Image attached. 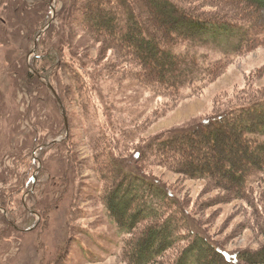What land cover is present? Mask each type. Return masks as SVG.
I'll use <instances>...</instances> for the list:
<instances>
[{"label": "rangeland", "instance_id": "374dc122", "mask_svg": "<svg viewBox=\"0 0 264 264\" xmlns=\"http://www.w3.org/2000/svg\"><path fill=\"white\" fill-rule=\"evenodd\" d=\"M80 1L0 0V264H131L126 236L101 198L106 183L94 155L106 150L104 128L119 141L121 153L113 155L128 157L165 132L264 95V45L225 67L199 95L163 96L136 84L134 66L84 30L81 15L73 11ZM184 2L203 12L227 13L208 0ZM56 15L48 50L64 49L71 61L88 64L91 74L89 114L79 106L66 70L55 74L67 98L71 130L58 96L43 87L40 76H31L37 72L35 56L46 47L40 41L34 53L37 33ZM230 48L222 38L198 50L210 63L227 58ZM68 136L71 142L62 143ZM147 166L177 191L198 228L232 250H264V179L248 200L155 160Z\"/></svg>", "mask_w": 264, "mask_h": 264}, {"label": "trees", "instance_id": "16d2710c", "mask_svg": "<svg viewBox=\"0 0 264 264\" xmlns=\"http://www.w3.org/2000/svg\"><path fill=\"white\" fill-rule=\"evenodd\" d=\"M184 1L81 0L73 11L81 15L89 35L117 49L134 66L136 84L182 99L199 95L225 67L264 45V0H208L228 14L233 12L229 15L203 12ZM51 16L39 36L53 22ZM56 24L41 38L46 47L35 56L39 72L32 70L31 76H40L39 82L47 89L52 90L48 84L52 82L67 105L55 77L59 69H65L79 106L89 114L93 102L86 97L91 75L88 64L71 61L64 49L55 52L46 45ZM222 38L233 44L232 50L227 58L209 63L198 48ZM46 61L50 62L45 65ZM104 131L109 140L106 150L94 155L106 183L100 186L101 198L119 224L120 235L126 236L124 251L131 264H264V250H232L198 228L177 191L147 166L155 160L249 200L256 183L264 179V95L197 125L165 132L128 157L113 155L121 150L119 141L114 133ZM70 139L68 136L62 143H70ZM89 255L95 258L91 252Z\"/></svg>", "mask_w": 264, "mask_h": 264}, {"label": "water", "instance_id": "95a60500", "mask_svg": "<svg viewBox=\"0 0 264 264\" xmlns=\"http://www.w3.org/2000/svg\"><path fill=\"white\" fill-rule=\"evenodd\" d=\"M56 17H57V15L54 17L55 19L53 20V22L51 23V25H50L47 29L44 30V32H43L42 35H41V38H42V37L44 36V34L47 32L46 30H48V29L54 24V22L56 21ZM41 38L38 40V46H37L36 50L34 51L35 54H37L38 51H39ZM37 72H39V71H37ZM42 78H43V76H42ZM48 84H49V86L52 88V90L54 91V93L58 96V98L60 99V101H61V103H62V105H63L64 111H65V114H66V116H67L66 119H68V126H69V129L71 130V121H70V119H69V118H70V112H69L68 107H67V105H66V103H65V101H64V98L62 97L61 94H59V93H60L59 90L57 89V87H56L52 82H48ZM70 130H69V131H70ZM57 142H61V140L58 139V140L56 141V143H57ZM37 227H38V226H36L34 229H36Z\"/></svg>", "mask_w": 264, "mask_h": 264}]
</instances>
